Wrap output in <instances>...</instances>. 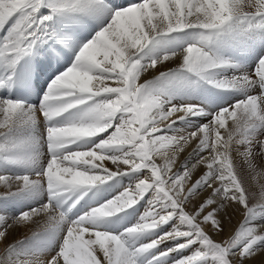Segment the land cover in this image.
Listing matches in <instances>:
<instances>
[{"label": "snow or ice", "instance_id": "6c2138e0", "mask_svg": "<svg viewBox=\"0 0 264 264\" xmlns=\"http://www.w3.org/2000/svg\"><path fill=\"white\" fill-rule=\"evenodd\" d=\"M240 28H264V0H0V161L26 169L0 173V198L47 193L19 216L0 213V264H140L146 256L145 264H264V223L251 222L264 210V57L249 71L213 50ZM187 31L196 33L191 43L146 60V50ZM169 61L177 66L163 70ZM41 63L56 74L39 104L14 97ZM228 68L230 76L213 75ZM186 77L236 96L208 112L156 88ZM181 121L187 130L176 129ZM40 123L41 140L20 139ZM129 174L133 184L72 217L88 190ZM77 192L69 203L65 194ZM141 200L134 225L103 230L105 218ZM230 210H242V221L217 240ZM39 216L43 225L17 238ZM42 233L55 234L54 248L22 250Z\"/></svg>", "mask_w": 264, "mask_h": 264}, {"label": "rangeland", "instance_id": "374dc122", "mask_svg": "<svg viewBox=\"0 0 264 264\" xmlns=\"http://www.w3.org/2000/svg\"><path fill=\"white\" fill-rule=\"evenodd\" d=\"M46 10L47 9H42V11L47 13ZM195 36H196V33L194 31H187V32L173 34L170 37V39H167L165 42H162L160 45L156 46L154 49L146 50V53H147L146 60L147 59H151L152 56H159V55L163 54L164 52L178 50L179 47H181V46H183V45H185L187 43H191L194 40ZM263 45H264V28H256V29H250V30H245L243 28H240V29H237L231 35L222 38L221 42L219 44L215 45L213 50L219 56H221L222 58H224V59L227 58V60L231 61L233 64H236V65L240 66L241 69H246V70L252 71V70L255 69L253 67L254 63L257 64L259 58L260 57H264V49L260 53H258V51H257L258 47L259 46H263ZM174 67H175V65H174ZM158 74L159 73H157L155 75H158ZM213 75L216 76V77H226V76H230L231 73L229 71L224 72V71L215 70L213 72ZM151 77H148V78L150 79ZM195 79H196L195 77H186L184 79H176V80H173V81H160V82L157 83L156 88L159 91H163V92L168 93L169 94L168 97H171L172 99L175 96L179 99L180 97H178L179 95L177 94L178 91H180V88H181L180 87L178 89L179 85L180 86L183 85L184 86V90L186 89V91L189 93L190 88L192 86L191 83ZM178 82L181 83V84H179ZM176 85H178V87H177L178 91L176 89ZM166 88L167 89L169 88L168 89L169 91H167ZM174 92H175L176 95L174 94ZM231 93L232 94L228 97V99L225 100L224 103L220 104V105L223 106V105L231 102L235 98L236 93L235 92H231ZM187 95L189 96V95H192V94L189 93ZM176 97L172 100V102L174 101L173 103H182V101L178 100ZM211 112H214V111H211ZM75 116H78V114H76ZM204 122H207V120H205ZM21 133L29 134L27 136L31 137L34 140H39L38 139V134H36L35 131H32L30 133L29 131H27V129H25ZM20 134H19L20 139L27 140V141L31 140L28 137H27L28 139L27 138L24 139L22 137V135H20ZM93 139H95V138H93ZM23 151L28 152V151H30V149L25 146ZM110 167H113V166L111 165ZM25 171H26V169L23 170V168H17V167L11 166V165H7L3 161H0V173H7L8 175L15 176V175H22V174L25 173ZM126 178H132V176L126 177ZM126 178L122 179V177H120V179H118V177H115L109 183H107L106 186H100V187L94 188L96 190L93 191L91 193V195L87 199L84 200L83 204H78L73 209V211H72L73 213L71 214L73 216V218L77 217L79 215V213L83 214L84 212H87L89 209H91V208H93V207H95V206H97L99 204H102L103 200L106 199V197L110 194V191L112 189L110 196L106 200L111 199L113 192H114V194H115V192H117V193L119 192L118 189L116 190V189H114L115 187H113V185L116 186L115 183H117V182L119 183L117 186H119L118 188H120L121 191H123L125 187H128L129 185L134 183L133 179L132 180H127L126 182H124L123 180L126 179ZM251 182L258 189L259 183L257 182V180L254 179ZM259 182H264V180H261ZM44 194L47 195V193H44ZM13 197L16 200H19V198H22V195L17 196L18 198L15 197V196H13ZM9 198L12 199V197L0 198V213L3 212L2 214H5L8 217L19 216L22 211H27L29 208L34 207V204H37L36 201L33 202V197L28 195L27 198L24 199V200L28 201L29 208L26 207L23 210H19L18 207L14 205L13 200H10ZM43 201L46 202L47 199H45ZM82 205H84L83 208H82ZM133 207L135 209L136 205L133 206ZM78 208L79 209L82 208L80 212L77 211V210H79ZM131 210L132 209L129 208L125 212H122L120 214L114 215V216L109 217V218H105L102 221L103 230H106V231L111 232V233H119V232H122L124 229L132 226V224L129 223V221H128V219L130 218L129 216L132 214V213L130 214ZM74 212H77L76 215H74L75 214ZM235 217L232 220H230V221H226V222H229V223L225 222V224H226L225 225V230H231V229H233V228H235V227H237L239 225V223L241 221L238 222L237 225L235 226V224H234ZM263 222H264V220H263ZM166 227H167V225H166ZM214 238L217 239V240H220L221 236H214ZM36 245L40 246L41 244L37 243Z\"/></svg>", "mask_w": 264, "mask_h": 264}, {"label": "bare ground", "instance_id": "6f19581e", "mask_svg": "<svg viewBox=\"0 0 264 264\" xmlns=\"http://www.w3.org/2000/svg\"><path fill=\"white\" fill-rule=\"evenodd\" d=\"M123 1H125V3H126V5L128 6V4H130L131 2H134V0H123ZM264 49V45L263 46H259L258 47V49H257V51H258V53H260L262 50ZM226 58V57H225ZM227 59V58H226ZM174 65L175 66H177V62H175V61H169V62H165L164 63V66H163V70H166V69H168V68H170V67H174ZM67 65H65V67H66ZM255 68H256V66H255ZM161 70V66L160 65H158L157 66V68L155 69V70H150V72L149 73H146L145 74V76H144V78H148V77H151L152 75H155V74H157V73H159V71ZM173 81V80H172ZM142 82V81H141ZM176 82V81H175ZM180 82V81H179ZM178 82V83H179ZM179 84H181V83H179ZM166 85V84H165ZM168 85V84H167ZM170 86V85H169ZM163 87V86H162ZM166 87V86H165ZM177 87H178V85H176V89H177ZM181 87V88H180ZM160 88V87H159ZM180 88V91H178V89ZM167 89V88H166ZM169 89V88H168ZM167 89V91H169ZM173 89V88H172ZM171 89V90H172ZM178 89H177V91H178V97H180L179 99L175 96L176 94H175V92H174V96L178 99V100H181L182 102H186V101H188L190 98H191V96L192 95H187L188 94V92L186 91V89L184 90V86L183 85H179V87H178ZM174 90V89H173ZM187 92V93H186ZM171 94V93H170ZM167 95L169 96V94L167 93ZM172 95V94H171ZM173 97V96H172ZM174 97V98H175ZM169 98H171V97H169ZM173 98V99H174ZM172 99V98H171ZM172 99V100H173ZM174 102V101H173ZM76 114H74V113H66L65 114V118H67V119H77V116H75ZM193 120H195L196 118H192ZM228 126H231V120L229 119V121H228ZM187 128H188V124L186 123V122H183V121H181V122H179L177 125H176V129L177 130H179V129H184V130H187ZM27 131H29L30 133L32 132V131H35V133L36 134H38V139L40 140V135H41V130H40V127H39V125H36V127L35 128H32V129H27ZM221 132H222V134H223V132H224V130L222 129L221 130ZM20 135H22V137L25 139V138H30L31 140H29L30 142H32V141H36V140H34V139H32L31 137H29V136H27V135H29V134H26V133H21ZM27 138V139H28ZM82 145H84V143L82 144ZM26 147H27V145H26ZM186 155V154H185ZM181 159H183V156L181 157ZM107 164H108V166L110 167L111 166V164H110V162H107ZM22 170V169H21ZM24 170V169H23ZM131 176V174H129V175H126V176H118V179H120V177H122V179L123 178H126V177H130ZM117 179V178H116ZM127 180H132V178H126V179H124L123 181L124 182H126ZM131 182V181H130ZM119 183L117 182V183H115V185L116 186H114L113 185V187H115L114 189H118L119 190V192L118 193H120L121 192V189L120 188H118L119 186H117ZM124 184V183H123ZM129 184V183H128ZM127 184V185H128ZM82 191H84V190H82ZM111 191H112V189H111ZM111 191H110V194H111ZM117 192H115V194H114V192H113V194H112V197L113 196H115V195H117L118 194ZM110 194L106 197V199L110 196ZM32 196L33 197V202H37V204H34V207L35 206H38L40 203H43L44 201L43 200H45V195H44V193H39V194H23L22 195V198H19V200H16L14 197H12V199H10V200H13V203H14V205L15 206H17L18 207V209L19 210H23L24 208H26V207H28L29 208V203H28V201L27 200H24V199H26L27 198V196ZM65 195H68V194H65ZM19 196V195H18ZM15 197H17V196H15ZM18 198V197H17ZM106 199H104L103 200V202L104 201H106ZM18 204H17V203ZM39 202V203H38ZM141 202V203H140ZM138 204H136V207H135V209H134V207H131L130 209H132L131 211H130V218L128 219V221H129V223H131L132 225H134L135 224V222H137L136 220H138L139 219V217H140V215L144 212L143 210L145 209V207H146V202H145V200H141ZM21 204V205H20ZM83 204V203H82ZM20 205V206H19ZM33 206V205H32ZM135 206V205H134ZM2 207V206H1ZM31 207V206H30ZM84 207V205H82V208ZM81 208V209H82ZM79 209V208H78ZM81 209H79V210H77V211H81ZM26 210V209H25ZM75 211V210H74ZM3 213V212H2ZM73 213V212H72ZM75 214L74 215H76V213L77 212H74ZM11 214V213H10ZM5 215V214H4ZM134 216V217H133ZM230 216H231V219L230 220H232L235 216V220H234V224H235V226L237 225V223L238 222H240V221H242V210H239V211H235V212H233V211H231L230 210ZM73 217V216H72ZM45 217L44 216H39V217H36V218H34V221L35 222H33V223H29V224H27L26 226H22V227H20L18 230H17V232H16V236H17V238H20V239H23V237L25 236V235H30L31 234V231H33V230H35V229H37L38 227H40V226H42L43 225V223H44V221H45ZM263 220H264V210H257L255 213H254V215H253V218H252V223H254V224H256V223H264L263 222ZM226 221H228V220H226ZM226 223H229V222H226ZM226 225V224H225ZM128 227V226H127ZM164 227H166V225L164 226ZM167 227H168V225H167ZM166 227V228H167ZM232 230V229H231ZM231 230H225V233H223V234H221V238L222 237H226L230 232H231ZM12 239V237L10 236L9 237V240H11ZM5 243H7V242H5ZM37 243H40L41 245L40 246H37L36 244ZM175 242L174 241H169V242H167V246H172L173 244H174ZM55 245H56V236H55V234H53V233H42V234H40V235H38V236H35V237H31L30 239H28V240H25L24 242H23V244H22V246H21V248H22V250L24 251V252H29V253H39V252H43V251H46V250H51L52 248H54L55 247ZM3 247H4V245L3 244H0V252H2L3 251ZM165 247V245H161V248H164ZM149 257H142L141 258V260H140V264H145V261H146V259H148ZM166 264H171V261L169 260V261H167L166 262Z\"/></svg>", "mask_w": 264, "mask_h": 264}]
</instances>
